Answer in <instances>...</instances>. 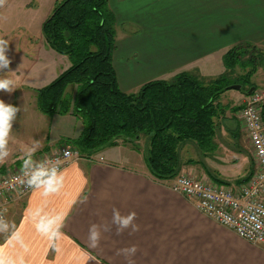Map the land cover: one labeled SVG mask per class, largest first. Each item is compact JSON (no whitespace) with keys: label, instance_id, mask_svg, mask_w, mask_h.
<instances>
[{"label":"crops","instance_id":"crops-1","mask_svg":"<svg viewBox=\"0 0 264 264\" xmlns=\"http://www.w3.org/2000/svg\"><path fill=\"white\" fill-rule=\"evenodd\" d=\"M134 2L141 0H109L118 24L134 19L143 23L142 33L134 26L121 25L123 39H118L114 64L123 90L139 88L148 80L163 77L161 73L183 67L203 76H217L220 73L207 71L215 69L234 45L264 47V0H174V11L167 15L154 7L149 9L148 4ZM181 13L185 18L178 22L174 15ZM162 16L168 19V32L163 33L164 55L158 53L161 41L156 38L157 21ZM132 31L139 32L133 39L129 36ZM126 37H130V43L123 41ZM147 43L150 48L146 50ZM151 50L153 54L149 55ZM38 59L58 63L38 72L30 83L24 82V77L31 66L18 65L17 88L11 94L5 92V96L7 103L21 110L9 140L10 155L0 167L23 166L25 153L35 141H39V148L34 160L58 151L65 139H75L83 131L82 121L74 114L49 115L38 110L35 89L47 85L70 66L67 56L47 48ZM225 96L242 98L241 102L248 97L229 89L221 97L223 104ZM240 108L237 112L231 109L230 117L222 115L223 129L217 134H227L228 139L237 141L242 131ZM183 164L181 172L189 167L187 162ZM62 172L64 183L58 192L34 188L11 205V230L0 236V264H264L263 244L252 243L208 217L196 199L171 188L174 178L156 179L143 154L127 145L106 148L90 159H76ZM203 173L213 179L206 170ZM114 207L122 215L135 211L139 231L118 234L111 223ZM45 216L63 218L61 235L55 240L36 229L39 219ZM92 224L99 225L101 231L95 246L89 240ZM106 225L110 230H105ZM132 245L137 248L135 255L123 254L121 250Z\"/></svg>","mask_w":264,"mask_h":264},{"label":"trees","instance_id":"trees-1","mask_svg":"<svg viewBox=\"0 0 264 264\" xmlns=\"http://www.w3.org/2000/svg\"><path fill=\"white\" fill-rule=\"evenodd\" d=\"M116 24L109 0H56L42 23V34L49 47L69 58L70 66L35 89L37 108L49 115L71 113L82 121L81 135L65 139L82 156L126 142L138 150L137 140L147 137L145 160L151 173L158 180L173 179L184 165L181 143L194 141L205 153L217 148L216 120L228 108L221 97L236 83L249 92L264 50L240 43L224 55L225 70L215 77L182 71L171 79H151L137 91H126L114 64ZM238 66L246 71L233 77ZM5 171L1 167L0 172Z\"/></svg>","mask_w":264,"mask_h":264},{"label":"rangeland","instance_id":"rangeland-1","mask_svg":"<svg viewBox=\"0 0 264 264\" xmlns=\"http://www.w3.org/2000/svg\"><path fill=\"white\" fill-rule=\"evenodd\" d=\"M55 2L56 0H5L4 4L0 6V37H4L5 39H8L10 41L9 51L7 53V55L12 61L10 65V70L13 71V68H15L14 72H16V69L18 68L19 64H23L24 67L31 66L32 68L31 72H29L26 78L24 77V82L26 83H30L31 78H33L34 75H36L38 72L47 71L48 67L58 63L53 59H49V61L46 62L44 59L42 60L38 59L41 56L43 49L45 48H47L48 51H51L52 53H57L54 49L48 46L42 34V23L46 19V17L50 14ZM173 3H175L174 0H162L160 2L153 1V3L149 0H141V2L139 3L134 2V5L142 6L148 4L149 9L154 7V9L155 8L159 9L161 14L167 15L168 13L171 14L173 13L174 9L171 7ZM174 16H176L177 20L179 19L178 22H182V20H184L185 18L183 13L179 15L176 14ZM140 21L141 19H134L133 21H124L123 24L117 23L116 28H117L118 39L120 40L123 39L121 36L123 32L121 25L123 26L126 25L129 27L134 26L136 28L141 29L140 30L141 33L144 32L143 28H140L141 26L140 24H143L140 23ZM157 22L159 23V25L157 26L158 28L157 32L159 34L156 36V38L159 39V41H161V45L159 46L158 53H163L164 55L165 50L163 49L165 48L166 38H164L163 33L165 30L168 32L167 30L168 19L162 16L160 20ZM183 25H185V22H183ZM138 33L139 32L132 31L129 34V36L131 37V39H133L132 37H135V35H137ZM130 37L129 38L126 37V39L123 41L124 42L127 41L128 43H130L131 41L129 40ZM145 46H146V50L150 48L149 43H147V45ZM260 48L264 50V47H260ZM126 49L128 50L129 47ZM152 54H153V50L149 52V55ZM224 69H225L224 62L221 61L218 62V66H216L215 69L208 70L207 72L211 74L214 73L218 74L221 73ZM7 71L8 69L4 70V72H0V75L6 74ZM182 71H187V69L183 67L181 69H176L166 74L161 73L163 77H159V78L171 79L176 74ZM188 71H191L193 73L199 72L195 70H188ZM245 71L246 69L242 68L241 66H238L235 70V73L232 76L239 77L240 75H243ZM10 75H12L13 78L16 80L15 77L16 73ZM208 78H212V77H208ZM250 84H252L253 87H256L254 91L256 90L264 91V59H262L261 64H259L258 70L252 76ZM137 90L138 88L127 91H137ZM239 91L242 93V95L243 94L246 96L250 95L249 93L244 92L242 90ZM5 95H6L5 92L0 91V99H3L7 103L6 101L7 98ZM241 99L242 98L232 99L230 97L228 98L227 96H225L223 101H224V105L227 106L228 104V108H226V111L223 115L225 116L228 114L230 117L232 115L231 109L234 110V112H237V110L241 106L243 107L247 102L248 97L244 102H241ZM242 107L240 108L238 113V119L241 123L242 131L239 130V134L236 142L233 141L231 138L228 139L226 136L227 134L219 132L220 134L219 133L217 134L218 146L214 151H211L209 153H205L202 149H200L198 144L194 141H184L183 143H181L179 149L180 156L183 161L187 162L189 167L187 166V171L184 170L180 172L178 175H190L200 179L213 180L210 179V177H207L205 173H203L204 170H206L207 172L208 170H210V172H213L215 176L220 177L221 179L226 181L225 183L227 182L239 183L238 182L239 180L247 178L249 174L254 171L256 166L254 149L251 145L248 134L245 130V127L242 123V119L240 117V112ZM263 109H264V103H263ZM223 120L224 118H222V115L219 119L216 120L217 131L223 129L222 128ZM13 126H15V123ZM14 131L16 132L17 130H15L14 128ZM136 143L140 147V149L138 150L135 147H133L132 143L126 142L122 144L127 145L128 147L132 148L133 150L139 153H142L143 156L145 157L149 147L147 137H142L140 140H137ZM63 146H68L73 150L75 149L78 150L72 143L63 142V144H61L60 149L58 151H60ZM78 154H79L78 158L84 157L90 159L95 156V155H91L89 157L82 156L80 151ZM189 161H193V162L190 164ZM5 167H6V171L0 172V175L7 174L8 172H11L18 167H19L18 169H22L21 165L19 166L5 165ZM22 198L13 201L11 205L17 201H20ZM8 215H9V211L6 213L4 220L0 218V222H3V224L7 225L6 228L0 227V236L5 235L11 230V223L9 221Z\"/></svg>","mask_w":264,"mask_h":264},{"label":"built area","instance_id":"built-area-1","mask_svg":"<svg viewBox=\"0 0 264 264\" xmlns=\"http://www.w3.org/2000/svg\"><path fill=\"white\" fill-rule=\"evenodd\" d=\"M264 91L252 92L240 117L254 149L256 166L248 179L239 183L178 175L172 189L196 199L199 209L255 244L264 245ZM79 151L63 146L60 151L42 154L36 161L59 160L61 170L79 159ZM19 168V167H18ZM0 175V218L4 220L11 203L25 197L34 188L20 182L21 169ZM18 169V170H17Z\"/></svg>","mask_w":264,"mask_h":264},{"label":"clouds","instance_id":"clouds-1","mask_svg":"<svg viewBox=\"0 0 264 264\" xmlns=\"http://www.w3.org/2000/svg\"><path fill=\"white\" fill-rule=\"evenodd\" d=\"M5 0H0V6ZM8 39L0 37V72L8 69L7 73L0 75V91L11 94L17 88L16 80L12 75L16 72L10 70L12 63L7 55L9 51ZM20 108L0 99V163L4 162L10 155L9 140L13 130V125L17 120ZM39 148V141H35L30 147L23 160L22 178L20 182L31 188H43L45 193H55L60 190L64 183V174L60 168L59 160H41L33 159L35 151ZM137 214L135 211L122 215L117 208L112 209V225L116 226L117 233H123L125 230L131 232L139 231V225L135 223ZM63 218L59 216L41 217L36 224L37 231L49 236L50 239H57L61 233ZM0 227H7L0 222ZM105 230H110V226H105ZM101 236L100 226L92 224L89 227V240L95 246L99 243ZM126 256L135 255L137 248L132 245L130 248L121 250Z\"/></svg>","mask_w":264,"mask_h":264},{"label":"water","instance_id":"water-1","mask_svg":"<svg viewBox=\"0 0 264 264\" xmlns=\"http://www.w3.org/2000/svg\"><path fill=\"white\" fill-rule=\"evenodd\" d=\"M229 89H235V90H241L242 89V84L240 83H236V84H232L230 85ZM255 89V87H252L250 90H249V94H251L253 92V90Z\"/></svg>","mask_w":264,"mask_h":264}]
</instances>
